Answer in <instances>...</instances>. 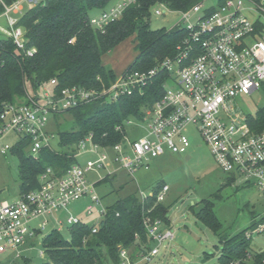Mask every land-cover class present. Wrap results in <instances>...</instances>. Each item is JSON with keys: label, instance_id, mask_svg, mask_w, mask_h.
Listing matches in <instances>:
<instances>
[{"label": "built area", "instance_id": "2783aa9c", "mask_svg": "<svg viewBox=\"0 0 264 264\" xmlns=\"http://www.w3.org/2000/svg\"><path fill=\"white\" fill-rule=\"evenodd\" d=\"M45 0H13L5 3L0 0L7 27L0 31L10 37L14 44L23 49L25 30L16 25L24 8L31 9ZM203 0L185 11H176L180 19L177 26L186 32L179 42L173 56L166 57L148 70L125 71L101 91L66 87L58 95L44 93L43 102L26 93V102L5 104L0 111V154L10 151L11 146L2 144L9 134L28 136V152L36 157L43 147H51L54 136L45 129L49 118L67 109L104 98L115 101L134 92L144 93V88L152 83L158 74L162 78L163 93L138 120L147 121L146 134L128 139L126 135L112 147H102L93 142L89 134L78 142L74 157L91 155L84 165L72 164L65 173L57 175L47 166L37 178L38 186L24 193H18L13 201H0V252L16 250L21 257V249H34L41 245L43 230L53 220L56 230L63 227L60 214L66 213L65 222L70 226L79 223L71 216L68 207L71 203L87 198V214L95 207H101L100 198L95 193V183L85 178V173L93 168L109 169L108 150H112V161L118 168L132 176L139 168L147 169L150 158L164 154L165 149L175 154H187L190 139L185 129L195 125L203 141L208 145L217 165L230 176H241L245 182L254 184L264 198V127L254 131L247 122L248 117L241 113L235 99L239 95H249L259 89L264 90V0H223L216 7L203 8ZM135 0H119L98 15L89 17L88 24L99 32L121 18L125 9ZM169 8L159 4L154 8L155 15H163ZM205 10L194 23L193 14ZM23 14V13H22ZM171 27V28H172ZM34 48L25 51L31 55ZM171 80L175 86L169 87ZM51 83H55L51 80ZM104 100V101H105ZM130 122L129 120L124 121ZM123 123V124H124ZM121 130V126L116 127ZM117 169V168H116ZM115 173V170H114ZM168 186L165 184L156 196V202L164 199ZM153 193L147 194L151 196ZM146 195L140 193L141 200ZM106 209H100L104 216ZM146 233L158 245L173 238L169 229L161 230L159 219L146 216ZM264 222L251 231L262 232ZM96 228L92 229L95 232ZM250 233L245 239H250ZM120 264H149L158 253L155 246L143 253L120 248ZM39 256L45 258L43 247ZM23 258L30 259L27 255ZM218 264H264V250L248 252L229 261L220 260Z\"/></svg>", "mask_w": 264, "mask_h": 264}, {"label": "trees", "instance_id": "16d2710c", "mask_svg": "<svg viewBox=\"0 0 264 264\" xmlns=\"http://www.w3.org/2000/svg\"><path fill=\"white\" fill-rule=\"evenodd\" d=\"M3 1L10 3L13 0ZM111 1L45 0L26 10L16 24L25 30L24 48L19 49L10 37L0 39V111L5 104L27 103L26 82L30 83L35 93L39 88L50 86L52 95H58L61 89L71 86L97 91L107 88L117 74L102 63L101 57L128 37L133 38L136 54L122 72L153 68L175 54L186 32L177 26L151 29V11L159 4L166 5L171 11H185L203 0H135L121 18L110 23L103 33L93 29L88 24V12L92 9L102 10ZM221 2L223 0L218 3ZM31 48H34V52L27 55L25 51ZM164 76L158 74L144 88L143 94L134 92L115 101L102 98L53 114L56 120L63 115L71 118L70 126L58 129L59 150L52 146L43 147L33 157L28 152L30 138L20 136L10 148L19 162L18 193L35 189L39 174L47 166L52 167L57 175L65 173L72 164L77 163L73 155L76 145L89 134L93 142L102 147L110 148L119 143L126 135L124 121L139 117L142 107L150 106L160 98ZM51 80L55 83L52 84ZM34 96L37 97V94ZM247 117L254 131L261 130L264 127V106L256 115ZM62 124L56 121L57 127ZM117 126H121V130H117ZM163 185L164 182H159L153 194L143 201L135 193L118 198L106 208L98 224L89 225L80 220L72 225L68 239L63 238L57 230L44 235L41 246L45 251V260L41 264H120L118 247L136 253L145 252L151 242L144 228L145 217L159 219L163 225L170 223L167 207L162 201H155ZM208 202L202 201L205 206L195 216L217 232L220 224L214 213L209 211ZM93 228H96L95 232H92ZM247 244L242 240L226 249L220 260L229 261L241 256ZM25 263L31 264V259H25Z\"/></svg>", "mask_w": 264, "mask_h": 264}, {"label": "rangeland", "instance_id": "374dc122", "mask_svg": "<svg viewBox=\"0 0 264 264\" xmlns=\"http://www.w3.org/2000/svg\"><path fill=\"white\" fill-rule=\"evenodd\" d=\"M119 2L112 0L104 8ZM219 0H206L203 8H213L218 5ZM26 7L22 11H26ZM103 10V9H102ZM101 9H92L88 15H98ZM1 12V11H0ZM22 13L16 15L20 17ZM205 10H201L190 17V22L194 23L198 17L202 16ZM120 19V18H119ZM118 19V20H119ZM180 19L176 11L168 10L163 15H155L151 11L149 27L151 29L171 28ZM117 21V20H116ZM0 26L7 27L4 17H0ZM6 35L0 31V39ZM132 37H128L112 50L101 57L102 63L110 68L117 75L127 67L135 57ZM71 41H74L73 39ZM167 85L174 87L175 84L168 80ZM26 93L30 96L37 94L40 103L43 102L44 93L52 94L50 86L39 88L34 92L29 82H26ZM241 113L246 116H254L264 106V90L259 89L249 95H239L235 99ZM141 113L146 112V108L140 109ZM59 118V117H58ZM56 121L62 125L57 127ZM130 122L124 123L126 137L135 139L146 134L147 121L137 120L135 117L129 118ZM66 124V125H64ZM71 125V118L63 115L58 120L51 115L45 129L53 133L50 144L54 149L58 148V129L62 130ZM192 147L188 154H175L165 149L164 154L150 158L147 169L139 168L130 176L124 170L118 168V164L112 161L113 152L108 150L109 169L93 168L85 173V178L90 183H95V193L100 198L101 207H95L91 214H87L86 206L89 203L87 198H82L69 205V214L87 224H98L103 218L100 209H106L118 198L129 193H151L159 182H164L168 186L162 203L167 207V217L169 225H162L161 230L169 229L173 238L158 245L157 241L150 242V248L158 246V253L152 258L149 264H218L219 257L239 242L246 241V251L254 252L264 250V230L251 234L257 224L264 222V198L260 195L257 187L245 182L241 176H234L230 179V174L224 172L216 163L210 152L208 145L203 141L195 125H190L185 129ZM19 136L9 134L2 142L11 147L18 141ZM70 153V152H69ZM186 155L189 158L186 159ZM91 155L82 154L76 157V161L84 165L86 159ZM117 168V169H116ZM115 170V173H114ZM20 184L19 162L16 155L7 151L0 154V201H13L18 195ZM206 203L210 212L217 218L220 228L214 232L208 225L199 221L195 213ZM66 213L59 217L63 218V227L58 232L65 239L69 238V224L65 222ZM255 223V226L252 224ZM55 223L49 218V222L42 232L47 235L52 230H56ZM243 231L237 237L236 235ZM250 233V239H245V234ZM42 246L35 243L34 249H21V257L16 256V250L0 252V264H26L23 255L31 259V264H41L45 258L39 256V249Z\"/></svg>", "mask_w": 264, "mask_h": 264}, {"label": "water", "instance_id": "95a60500", "mask_svg": "<svg viewBox=\"0 0 264 264\" xmlns=\"http://www.w3.org/2000/svg\"><path fill=\"white\" fill-rule=\"evenodd\" d=\"M190 151H192V147H190V148L188 149V153H189ZM185 158L188 159V158H189V155H187Z\"/></svg>", "mask_w": 264, "mask_h": 264}, {"label": "crops", "instance_id": "0c3cea01", "mask_svg": "<svg viewBox=\"0 0 264 264\" xmlns=\"http://www.w3.org/2000/svg\"><path fill=\"white\" fill-rule=\"evenodd\" d=\"M190 145H191V143H190ZM191 147V146H190ZM188 154V153H187ZM187 156V155H186Z\"/></svg>", "mask_w": 264, "mask_h": 264}]
</instances>
